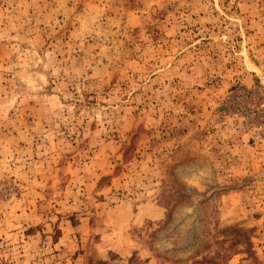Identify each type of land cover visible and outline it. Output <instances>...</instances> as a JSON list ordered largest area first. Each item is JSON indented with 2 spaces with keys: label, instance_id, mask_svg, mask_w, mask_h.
Wrapping results in <instances>:
<instances>
[{
  "label": "rangeland",
  "instance_id": "1",
  "mask_svg": "<svg viewBox=\"0 0 264 264\" xmlns=\"http://www.w3.org/2000/svg\"><path fill=\"white\" fill-rule=\"evenodd\" d=\"M102 262L264 264V0H0V264Z\"/></svg>",
  "mask_w": 264,
  "mask_h": 264
},
{
  "label": "built area",
  "instance_id": "2",
  "mask_svg": "<svg viewBox=\"0 0 264 264\" xmlns=\"http://www.w3.org/2000/svg\"><path fill=\"white\" fill-rule=\"evenodd\" d=\"M253 136H254V140H260L263 136V129L262 130L261 129L255 130Z\"/></svg>",
  "mask_w": 264,
  "mask_h": 264
},
{
  "label": "trees",
  "instance_id": "3",
  "mask_svg": "<svg viewBox=\"0 0 264 264\" xmlns=\"http://www.w3.org/2000/svg\"><path fill=\"white\" fill-rule=\"evenodd\" d=\"M102 264H106L105 262H102Z\"/></svg>",
  "mask_w": 264,
  "mask_h": 264
}]
</instances>
